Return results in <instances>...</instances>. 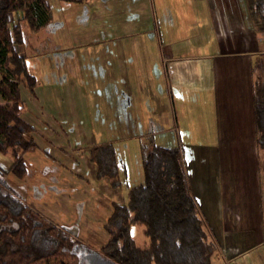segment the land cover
I'll use <instances>...</instances> for the list:
<instances>
[{
    "label": "rangeland",
    "instance_id": "374dc122",
    "mask_svg": "<svg viewBox=\"0 0 264 264\" xmlns=\"http://www.w3.org/2000/svg\"><path fill=\"white\" fill-rule=\"evenodd\" d=\"M238 1L246 10L245 0ZM185 2L189 1L185 0ZM149 6L150 15L146 11L132 12L131 9L135 10L136 7L130 6L131 9L128 7L126 10V13H132L127 14L128 17L139 18V15L145 17L147 21L145 29L148 31L143 30L145 21L140 19V22H135L134 25L132 23L129 27L131 30L126 29V32L119 33L118 37H115V33L110 30L112 26H109L110 29L103 28L96 33H89L92 36L89 45L84 42L77 44L74 37H71L68 26L63 25L62 21H52L50 23V27L54 28L52 31L43 29L37 33L31 32L25 22L20 25L24 41L28 42V45L24 43L20 48L28 58L35 57L33 60H27V66L37 79L36 91L42 107V116L61 114L65 109L64 102L56 97L57 89L64 91L63 85L58 86L59 75L62 74L63 69L61 58L65 56L60 52L64 47L75 48L84 44L86 47L105 45L152 47L161 44L166 47L169 44L172 38H168V34L181 24L176 6H172L168 0H152ZM246 15L244 30L239 38L244 45L251 43L254 48L262 51L258 62L262 67L264 31H258L247 13ZM9 19L14 22L17 14L11 13ZM216 20H218L217 16ZM42 21L43 16L36 12V22L41 27L44 26L41 25ZM157 32L161 39L155 38ZM61 34H64V37ZM46 35H50V38H46ZM227 36L231 37V34L228 33ZM203 38H195V40H203ZM174 40L175 45L183 46L188 39ZM89 62L91 63L92 60ZM134 66L136 64H131L130 68L134 69ZM89 67L91 68V65ZM116 78H123V75L119 74ZM61 80L65 83L63 75ZM46 82L49 86L45 85ZM114 84L115 88L111 83H107L105 89L100 86L95 93L97 105H86L87 110L82 107V111H86L88 117L94 112L93 120L100 122L101 130H104L105 134L107 130L106 135L113 139L111 142L118 160L120 188L112 189L107 178L99 180L95 178V166L88 160L89 148H77L74 134L66 132L70 127L62 128L57 122H52L50 126L41 122V125L36 126L33 138L37 145L23 155L27 172L22 179L10 174L0 175V193L9 192L21 198L29 211L45 223L55 225L54 232L63 234L67 240L75 241L76 246L71 251V255L80 264H122L108 260L100 251L101 246L108 239V233L103 225L107 220L108 211H111L110 203H125L128 189L143 180L140 145L146 140L120 139L128 135L139 136L130 133L132 130L128 129L127 123L137 126L141 110L137 103H132L131 111H126V92L124 93L119 86V81ZM111 88L112 90L108 91ZM101 98L102 103H100ZM147 116L148 120H155L154 115ZM63 122L68 123L65 119ZM237 136L223 133L216 135L208 130L196 129V125L191 122L189 124L179 120L176 130L161 136H151V139L155 144L178 147L181 151L186 177L189 178V184L193 181L191 194L195 196L199 213L205 222L206 234L216 245L217 254L211 259L212 264H264V184L261 183L258 191L254 190L257 183L254 185L251 180H247L252 173V167L248 166L244 171L245 167L240 165L244 152ZM158 137L167 139L168 142L162 138L161 141ZM212 157L216 167L210 164ZM259 158L264 160L262 151ZM262 159L260 162L264 163ZM11 162L12 156L9 152L5 155L0 154L2 171L7 170ZM212 168L219 169L225 175L224 184L229 191L231 190L230 193L234 198L229 197L230 193L225 198L211 196L215 192L211 193V189L206 191L209 188L207 183L201 188V181L203 185L207 179H197L193 174L197 169L208 172L210 170L209 173L213 174ZM194 186H196L195 190L200 187L198 191L196 190L197 193L194 191ZM221 201L224 204L222 207ZM36 209L40 211H35ZM143 228L142 225L137 224L130 226V234L139 247L148 244ZM251 246L253 248L243 255L233 254L234 248L246 250V247ZM223 249H227L226 256L225 253L220 255L219 250ZM74 261L73 258L64 256L44 259L39 264H74Z\"/></svg>",
    "mask_w": 264,
    "mask_h": 264
},
{
    "label": "crops",
    "instance_id": "0c3cea01",
    "mask_svg": "<svg viewBox=\"0 0 264 264\" xmlns=\"http://www.w3.org/2000/svg\"><path fill=\"white\" fill-rule=\"evenodd\" d=\"M151 1L45 0L44 5L38 10V14L43 16L41 25L44 26H39L36 30L29 29L31 32L36 31L35 33L43 29L52 31L54 28L50 27V23L62 21L63 25L68 26L67 29L70 30V35L77 44L83 42L88 44L92 41L89 33H96L109 26H112L109 29L115 33V37L130 29L132 23L134 25L135 22L140 21H145L143 30L148 31L145 29L147 25L145 17L140 15L139 18L128 17L127 14L132 13H126V10L130 6L136 7L135 10L130 8L131 11H137L136 13L146 11L150 15ZM168 1L172 6H176L181 24L168 34V38L172 40L166 47L162 44L152 47L126 45L86 47L84 44L81 47L62 49L60 53L65 56L61 58L63 69L62 74L59 75L58 86L63 85L64 91L57 89L56 92V97L64 102L65 109L61 110L63 112L61 114L42 116V107L36 91L37 79L27 66V60H33L35 57L28 58L22 48H17L26 58L27 70L36 79L34 96L20 85V96L24 102L21 117L35 130L41 122L48 126L52 122H57L62 128L70 127L66 132L74 134L77 148L84 149L112 143L113 139L106 135L108 131L106 130L105 134L100 128V122L93 120L95 113L88 117L86 111H82V107L87 110L88 105H97L95 93L98 92L99 87L105 89L107 83H111L115 88L114 83L119 81V86L124 93L126 92V111H131L132 103H137L141 110L137 126L127 123L128 129L132 130L130 133L139 136L128 135L120 139L161 136L176 130L179 120L189 124L191 122L196 125V129L208 130L216 135L222 133L238 135V142L244 152L240 165L245 167L244 171L248 166L252 167L249 179H244L251 180L254 185L257 183L254 190L259 191L261 183L264 184V175L260 168L261 150L257 148L255 142L253 109L254 100L264 102V65L262 67L258 65L261 59L259 54L262 51L254 48L251 43L244 45L239 38L244 30L246 10L238 0ZM21 17V12L17 13L16 20H19L20 25L23 23ZM228 33L231 37L227 36ZM157 37L161 39L158 32L155 38ZM200 37H204L203 40H195ZM46 38H50V35H46ZM177 38L188 40L185 45L177 46L174 40ZM24 43L28 45V42ZM131 64H136L134 69L130 68ZM119 74L123 75V78H116ZM62 75L65 83L61 80ZM47 84L49 83L46 82L45 85L49 86ZM102 102L101 98L100 103ZM147 115H154L155 120H148ZM64 119L68 123H64ZM111 135L113 137L114 134ZM164 141L168 142L167 139ZM210 164L216 167L213 157ZM212 171L213 174H210V170L208 172L197 169L193 175L197 176V179H207L203 185L201 181V188L207 183L209 188L206 191L211 189V193L215 192L211 196L227 197L231 190L229 191L224 184L225 175L219 169L212 168ZM187 180L192 191L193 181L189 184V178ZM196 186H194L195 192L200 188L195 190ZM229 197H232L231 193ZM112 203H110L111 211ZM220 204L221 207L224 206L222 201ZM36 206L40 209L38 204ZM39 209L35 211H40ZM111 211H108V217ZM230 246L232 247L231 244ZM252 248L251 246L246 247V250L232 249L233 254L243 255ZM219 252L220 255L225 253L226 256L227 249Z\"/></svg>",
    "mask_w": 264,
    "mask_h": 264
},
{
    "label": "trees",
    "instance_id": "16d2710c",
    "mask_svg": "<svg viewBox=\"0 0 264 264\" xmlns=\"http://www.w3.org/2000/svg\"><path fill=\"white\" fill-rule=\"evenodd\" d=\"M74 1V0H67ZM45 0H0V154L12 156L7 170L22 179L26 172L23 155L36 147L34 127L21 114L24 102L20 85L34 96L36 79L29 73L26 58L17 48L24 37L19 20L11 22V13L22 14L21 21L36 30V12ZM246 13L258 31H264V0H245ZM256 146L264 152V102L254 100ZM151 136L140 145L142 182L131 186L125 203H112L104 223L108 239L101 253L122 264H212L216 252L213 239L206 234L195 197L191 194L178 147L156 145ZM88 160L95 166L97 180L107 178L112 189L121 187L118 160L112 143L88 149ZM264 174V163L260 166ZM132 224L142 225L148 244L139 247L130 234ZM29 211L21 198L0 193V264H39L44 259L73 258L75 241L54 232Z\"/></svg>",
    "mask_w": 264,
    "mask_h": 264
}]
</instances>
